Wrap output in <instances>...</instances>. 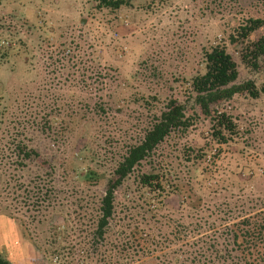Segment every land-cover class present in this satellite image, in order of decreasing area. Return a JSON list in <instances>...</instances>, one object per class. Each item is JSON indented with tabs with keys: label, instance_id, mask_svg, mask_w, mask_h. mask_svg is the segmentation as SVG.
<instances>
[{
	"label": "trees",
	"instance_id": "obj_1",
	"mask_svg": "<svg viewBox=\"0 0 264 264\" xmlns=\"http://www.w3.org/2000/svg\"><path fill=\"white\" fill-rule=\"evenodd\" d=\"M131 1L96 0L95 8L115 11ZM228 41L240 46L247 68L259 67L264 18L246 17ZM77 45L49 46L58 56L49 71L61 78L58 87L43 82L35 95L24 91L0 110V210L17 218L43 264H133L153 253L156 264H264V206L191 236L180 233L192 232V221H180V231L160 229L169 226L171 216L160 212L171 208L168 198L181 195L183 209L194 194L162 145L187 136L200 119L217 143L231 140L238 125L223 104L236 94L264 95V80L236 83L237 61L223 42L213 43L202 49L204 72L182 78L183 100L161 98L157 89L141 93L131 122L117 117L131 100L111 91L116 69L84 60ZM72 137L73 154L62 159L57 150ZM180 153L196 180L213 154L206 145ZM66 161L74 163L70 170ZM0 264L13 262L0 253Z\"/></svg>",
	"mask_w": 264,
	"mask_h": 264
},
{
	"label": "rangeland",
	"instance_id": "obj_2",
	"mask_svg": "<svg viewBox=\"0 0 264 264\" xmlns=\"http://www.w3.org/2000/svg\"><path fill=\"white\" fill-rule=\"evenodd\" d=\"M95 3L0 0V110L24 91L35 95L43 82L46 87H58L61 78L49 72L58 56L49 46L71 39L78 44L77 53L84 60L116 69L111 91L131 100L125 102L117 117L131 122L136 120L134 109L138 105L133 99L141 93L153 94L157 89L161 98L183 100L182 78L198 69L204 72L205 68L199 66L202 49L213 43L223 42L237 61L236 83L251 79L258 84L264 80V56L259 67L247 68L239 59L240 46L228 41L229 33L246 17L264 18V0H132L115 11L98 10ZM135 72H139L138 78L128 80L127 76ZM223 106L238 125L231 140L217 143L207 135L208 120L200 119L187 136H171L161 147L163 156L170 155L180 179L188 181L194 192L189 202L192 207L179 208L182 197L178 193L168 198L171 208L160 212L171 218L169 226L160 224L162 233L180 231V221H192L193 231L180 233L191 236L197 229L220 227L264 206V95L253 98L236 94ZM74 138L57 150L62 159L72 156ZM187 145H206L213 153L202 163L203 175L197 180L184 167L190 162L181 158V148ZM72 161L77 166L85 165L80 159ZM64 164L67 170L73 167L71 161ZM70 238L75 242L74 233ZM0 253L13 264L44 263L17 218L1 210ZM156 254L133 264H156Z\"/></svg>",
	"mask_w": 264,
	"mask_h": 264
}]
</instances>
